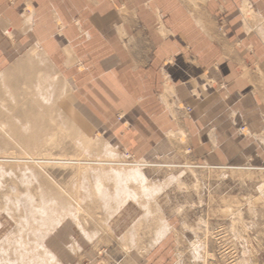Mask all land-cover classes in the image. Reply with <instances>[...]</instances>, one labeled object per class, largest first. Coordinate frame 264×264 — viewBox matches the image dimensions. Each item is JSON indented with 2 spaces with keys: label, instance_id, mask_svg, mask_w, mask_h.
<instances>
[{
  "label": "crops",
  "instance_id": "obj_1",
  "mask_svg": "<svg viewBox=\"0 0 264 264\" xmlns=\"http://www.w3.org/2000/svg\"><path fill=\"white\" fill-rule=\"evenodd\" d=\"M17 57L137 157L264 164V0H0V68ZM67 234L47 247L76 264Z\"/></svg>",
  "mask_w": 264,
  "mask_h": 264
},
{
  "label": "rangeland",
  "instance_id": "obj_2",
  "mask_svg": "<svg viewBox=\"0 0 264 264\" xmlns=\"http://www.w3.org/2000/svg\"><path fill=\"white\" fill-rule=\"evenodd\" d=\"M21 59L0 68V264H56L39 243H58L65 230L61 247L76 264H264V170L137 157L76 104L69 85L57 88L44 58L10 73ZM110 152L127 166L88 163ZM25 241L37 246L22 261Z\"/></svg>",
  "mask_w": 264,
  "mask_h": 264
},
{
  "label": "bare ground",
  "instance_id": "obj_3",
  "mask_svg": "<svg viewBox=\"0 0 264 264\" xmlns=\"http://www.w3.org/2000/svg\"><path fill=\"white\" fill-rule=\"evenodd\" d=\"M20 67V66H19ZM18 67V68H19ZM26 71H28L29 72V70L27 69ZM32 71V70H31ZM34 71H32L31 73H33ZM26 80V81H25ZM24 81V83H26L27 81H30V79H28L27 77H26V79H25ZM39 81V80H38ZM61 86H65V85H61ZM40 87V86H39ZM58 87H60V85H57V88ZM52 88V87H51ZM47 89V88H46ZM50 96V95H49ZM49 101H50V99H49ZM75 115H77V113H76V111L75 110H73L72 111ZM77 119L76 118H74V121H76ZM74 129V128H73ZM72 129V130H73ZM75 130V129H74ZM80 132V131H79ZM109 152V151H108ZM114 152V151H113ZM113 152H110V153H108L107 154V156L106 157H109V159H100V158H98L97 157V159H89V162L88 163H92L93 165L94 164H97V165H109V166H127V160H123V161H121V160H118L117 158H116V154L115 153H113ZM120 155V154H119ZM105 157V158H106ZM119 157V156H118ZM30 158H33V157H30ZM59 160L58 161H56V159H54V160H51V159H49V160H46V162H48L49 164L51 163V162H59V163H57V164H60V162H62V163H67V162H69V160L70 159H66L65 157H63V158H58ZM123 159V158H122ZM44 161V160H43ZM74 161V160H73ZM70 162H72V161H70ZM74 162H76V163H82V161L81 160H77V161H74ZM130 162V161H129ZM136 162V161H135ZM47 163V164H48ZM44 164H46V163H44ZM75 164V163H74ZM130 164V163H129ZM128 164V165H129ZM131 166H136V167H139V166H141V165H143V166H147L148 165V163H146V162H142V163H139V162H137L136 164H130ZM129 165V166H130ZM193 166L194 165H190V164H187V165H185V167H188V168H193ZM211 165H209V166H207V167H210ZM176 167H178V166H176ZM90 168V167H89ZM256 169H259V170H264V167H256V166H247V165H241V166H239V165H234V166H230L229 167V169L228 170H230L231 172H235V171H240V170H256ZM114 170V169H113ZM112 170V171H113ZM135 170H136V172L134 173V174H137L138 176H140V173H139V169L137 168H135ZM227 170V169H226ZM115 172V171H114ZM98 172H96V174H97ZM100 174V173H99ZM116 174H118V173H116ZM124 174V173H123ZM118 175H121V172H119V174ZM100 176V175H99ZM115 176H117V175H115L114 174V177ZM118 177V176H117ZM145 178V177H144ZM119 179H121L120 177L118 178V180ZM116 180H117V178H116ZM118 182V181H117ZM123 183V182H122ZM86 186V185H85ZM83 189V188H82ZM126 190V189H125ZM84 191V190H83ZM124 191V190H123ZM127 192V191H126ZM79 194H80V192H79ZM111 196V195H110ZM104 197H105V195H104ZM103 196H102V198H104ZM108 197V196H107ZM30 198V197H29ZM116 198V197H115ZM78 199H79V197H78ZM80 199H82L83 200V198L81 197ZM79 199V200H80ZM156 199V198H155ZM104 200V199H103ZM32 201V200H31ZM30 201V204L32 203L33 204V206H34V202H31ZM45 201V200H44ZM50 201H52V200H50ZM105 201H108V199H106ZM110 202V201H109ZM58 203V202H57ZM59 204V203H58ZM120 204V203H119ZM108 205V204H107ZM123 205V204H122ZM147 205V204H146ZM32 206V205H31ZM36 206V205H35ZM44 206L45 207H47V205H45L44 204ZM37 207V206H36ZM35 207V208H36ZM42 207H43V205H42ZM34 208V207H33ZM73 208V207H72ZM115 208V207H114ZM120 208V207H119ZM144 208V207H143ZM49 209V208H48ZM79 209V208H78ZM32 210V209H31ZM37 210H38V208H37ZM120 210V209H119ZM118 210V211H119ZM33 211V210H32ZM40 211H45L44 209H41L40 208ZM77 212V211H76ZM78 212H79V210H78ZM112 212V211H111ZM29 213H30V209H29ZM45 213H46V211H45ZM74 213H75V211H74ZM45 215V214H44ZM73 215V214H72ZM76 215H78V213L76 214ZM72 217V216H71ZM77 218V217H76ZM25 219V218H24ZM30 219H31V217H30ZM43 220V219H42ZM28 221V219L26 220V222ZM34 221V220H33ZM36 221V220H35ZM37 221H40V219L39 220H37ZM63 221V220H62ZM62 221H58L57 220V222H56V224L53 226V228H51V230H52V232L55 230V229H57V227H58V225H60V223L62 222ZM75 221H76V219H75ZM77 221H78V219H77ZM25 222V223H26ZM44 221H42V223H43ZM80 222V221H79ZM36 223V222H35ZM46 223V222H45ZM78 223V222H77ZM19 224H20V222H19ZM32 224V223H31ZM38 224V223H37ZM79 224V223H78ZM81 224V223H80ZM24 226V225H23ZM28 226V225H27ZM33 226H34V224H33ZM44 226V225H43ZM79 226H81V225H79ZM25 227V226H24ZM38 227H39V225H38ZM82 227V226H81ZM31 228H33V227H30V229ZM41 228H44V227H41ZM164 228V227H163ZM166 228V227H165ZM168 228V227H167ZM25 229V228H24ZM31 230H33V229H31ZM41 229H39L38 231H40ZM24 231V230H23ZM25 232V231H24ZM36 232H37V230H36ZM166 231H164V229L162 230V229H160V231H159V234H158V237H157V240H161V239H163L164 238V236L166 235V233H165ZM25 233H27V231L25 232ZM29 233V232H28ZM34 233V232H33ZM38 233V232H37ZM50 233V232H49ZM48 233V234H49ZM15 234V233H14ZM27 236H28V234H27ZM38 237H39V235H38ZM8 238V237H7ZM29 238V237H28ZM40 238H42L43 239V237H40ZM9 239H11V238H9ZM18 239V238H17ZM39 239V238H38ZM26 240V239H25ZM28 241H30V240H28ZM37 241V240H36ZM158 242V241H157ZM8 243H10V241L8 242ZM38 243V242H37ZM21 244H23V252L21 253V254H19V259L20 260H25L27 257H28V254L30 253V252H33L34 251V246H37V244H35L33 247L30 245L31 243L30 242H26L25 241V243H21ZM46 243H44V244H40L39 243V245L41 246V249L42 250H44V252L46 253V256H48V258H49V263H51L53 260L55 261V263L56 264H61L60 262H59V260L57 259V257H56V255L50 250V249H48V247L45 245ZM9 245H11V243L9 244ZM38 245V246H39ZM2 247V246H1ZM126 247H128V246H126ZM36 248V247H35ZM0 249H2V248H0ZM5 249V248H4ZM36 249H38V248H36ZM133 250V249H132ZM20 251V250H19ZM39 251V250H38ZM142 251V250H141ZM31 255V254H30ZM38 255V254H37ZM31 258V257H30ZM40 259H42V258H40ZM30 260H32V259H30ZM17 261V260H16ZM45 261V260H44ZM13 263H15V262H13ZM25 263V262H24ZM45 263V262H44ZM48 263V262H47ZM1 264H2V262H1ZM46 264V263H45Z\"/></svg>",
  "mask_w": 264,
  "mask_h": 264
},
{
  "label": "built area",
  "instance_id": "obj_4",
  "mask_svg": "<svg viewBox=\"0 0 264 264\" xmlns=\"http://www.w3.org/2000/svg\"><path fill=\"white\" fill-rule=\"evenodd\" d=\"M190 110V108H188Z\"/></svg>",
  "mask_w": 264,
  "mask_h": 264
}]
</instances>
